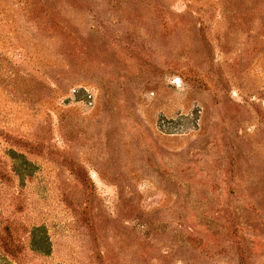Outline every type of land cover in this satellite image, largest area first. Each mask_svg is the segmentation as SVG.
Here are the masks:
<instances>
[{
  "label": "rangeland",
  "instance_id": "rangeland-1",
  "mask_svg": "<svg viewBox=\"0 0 264 264\" xmlns=\"http://www.w3.org/2000/svg\"><path fill=\"white\" fill-rule=\"evenodd\" d=\"M0 264H264V0H0Z\"/></svg>",
  "mask_w": 264,
  "mask_h": 264
},
{
  "label": "trees",
  "instance_id": "trees-1",
  "mask_svg": "<svg viewBox=\"0 0 264 264\" xmlns=\"http://www.w3.org/2000/svg\"><path fill=\"white\" fill-rule=\"evenodd\" d=\"M38 230H36L37 232ZM34 234L32 235L33 238ZM34 242V241H33ZM36 242V241H35ZM34 242V249L36 251H39L42 254L48 255L50 250H49V243L46 237L43 236V240L42 241H37V243L41 246L42 249H39L38 247H36L37 245H35Z\"/></svg>",
  "mask_w": 264,
  "mask_h": 264
}]
</instances>
